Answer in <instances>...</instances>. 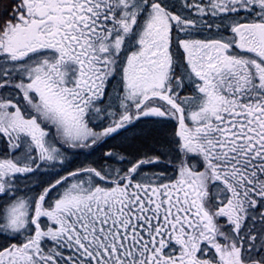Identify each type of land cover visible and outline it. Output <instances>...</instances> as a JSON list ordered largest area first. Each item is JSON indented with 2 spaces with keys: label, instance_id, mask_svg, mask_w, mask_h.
<instances>
[{
  "label": "snow or ice",
  "instance_id": "snow-or-ice-1",
  "mask_svg": "<svg viewBox=\"0 0 264 264\" xmlns=\"http://www.w3.org/2000/svg\"><path fill=\"white\" fill-rule=\"evenodd\" d=\"M0 264H264V0H0Z\"/></svg>",
  "mask_w": 264,
  "mask_h": 264
}]
</instances>
